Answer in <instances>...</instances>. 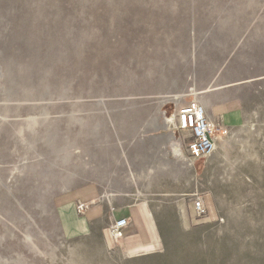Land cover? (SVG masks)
Here are the masks:
<instances>
[{"label":"rangeland","instance_id":"1","mask_svg":"<svg viewBox=\"0 0 264 264\" xmlns=\"http://www.w3.org/2000/svg\"><path fill=\"white\" fill-rule=\"evenodd\" d=\"M262 78L264 0H0V264H264ZM230 84L242 121L188 165L167 119ZM72 191L146 205L164 249L95 254ZM207 192L217 219L188 226Z\"/></svg>","mask_w":264,"mask_h":264},{"label":"crops","instance_id":"2","mask_svg":"<svg viewBox=\"0 0 264 264\" xmlns=\"http://www.w3.org/2000/svg\"><path fill=\"white\" fill-rule=\"evenodd\" d=\"M232 85L236 84L224 85L210 91V95L208 94L205 98L206 103L202 101L205 105L207 118L212 122L220 121L223 126L225 124L227 127L242 121V108L235 99L218 101L212 93ZM215 109H217L216 113L214 112ZM182 133L184 139L185 133ZM182 148L180 147L181 152ZM183 152L185 153L184 148ZM95 197L96 195H88L85 192L72 191L61 192L54 198L57 210L63 214L66 229L69 232L78 233L88 238L95 254L113 253L132 257L155 254L164 249L162 231L156 218L146 205L110 207ZM200 198L205 210L201 216L196 215L191 201L185 203L183 210L186 213L188 226L195 222H207L217 219L218 211L213 195L207 192ZM78 202L85 203L83 211L76 209ZM120 218H126L128 225L123 228L121 237L114 238L110 233V229L114 222Z\"/></svg>","mask_w":264,"mask_h":264},{"label":"built area","instance_id":"3","mask_svg":"<svg viewBox=\"0 0 264 264\" xmlns=\"http://www.w3.org/2000/svg\"><path fill=\"white\" fill-rule=\"evenodd\" d=\"M178 129L186 130L187 136L183 139L186 152L193 159L207 156L214 148L218 139L225 137L223 124L210 121L206 116L205 108L198 101H190L179 111L177 115ZM190 201L193 204L197 216H201L205 210L202 200L197 193H190ZM76 209L83 211L85 203H77ZM127 219L120 218L114 222L110 229L112 237L122 236V230L127 226Z\"/></svg>","mask_w":264,"mask_h":264},{"label":"bare ground","instance_id":"4","mask_svg":"<svg viewBox=\"0 0 264 264\" xmlns=\"http://www.w3.org/2000/svg\"><path fill=\"white\" fill-rule=\"evenodd\" d=\"M193 101H197V100H193ZM204 108H205V105H204V103H206V100L205 101H198ZM184 107V106H183ZM182 109V107L181 108H179V110L177 109L176 111H175V113L171 116V118H169V119H167V121L169 122V123H172V124H175V122H176V118H177V115H178V113H179V111ZM155 122H156V120H155V118L152 120V123H154L155 124ZM181 132H184L185 133V137L187 136V131L186 130H180ZM184 137V138H185ZM216 145H217V143H215L214 144V148L213 149H216ZM183 148H184V150H186L185 149V146H183ZM183 152V151H182ZM186 153V152H185ZM187 155H188V153H186ZM183 157H184V160H186V157H185V154L183 153ZM261 159V158H260ZM193 160L194 159H192V158H190L189 157V162H187V164L188 165H192V163H193ZM150 171V170H149ZM143 176H149V174H146V175H144L143 174ZM149 186V185H148ZM221 207V206H220ZM181 209V208H180ZM221 221H224V218L223 217H221Z\"/></svg>","mask_w":264,"mask_h":264}]
</instances>
